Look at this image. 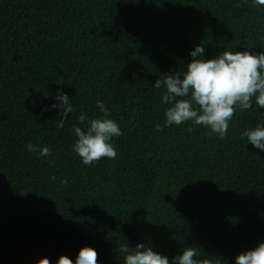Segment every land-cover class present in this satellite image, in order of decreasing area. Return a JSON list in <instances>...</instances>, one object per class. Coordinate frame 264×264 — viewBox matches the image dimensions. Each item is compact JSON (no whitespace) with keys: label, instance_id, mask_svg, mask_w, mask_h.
I'll use <instances>...</instances> for the list:
<instances>
[{"label":"trees","instance_id":"obj_1","mask_svg":"<svg viewBox=\"0 0 264 264\" xmlns=\"http://www.w3.org/2000/svg\"><path fill=\"white\" fill-rule=\"evenodd\" d=\"M258 34L264 8L253 0H0V264L75 261L84 246L101 264H123L121 249L142 242L233 264L264 242V151L241 139L264 108L237 111L219 140L200 126L164 127L170 105L153 87L184 71L195 45L206 59L261 51ZM60 91L74 107L63 128L58 110L43 111ZM98 100L123 135L115 160L84 166L73 126L83 127L81 110L102 115Z\"/></svg>","mask_w":264,"mask_h":264},{"label":"clouds","instance_id":"obj_2","mask_svg":"<svg viewBox=\"0 0 264 264\" xmlns=\"http://www.w3.org/2000/svg\"><path fill=\"white\" fill-rule=\"evenodd\" d=\"M253 6L264 8V0H253ZM257 39L264 42V34ZM246 48L243 51L227 49L213 58H205V45L197 44L190 50V62L184 71L165 72L157 79L153 87L163 90L161 104L170 105L164 112V127L187 125L191 132L194 126L208 130L219 140L229 134L230 121L237 111L264 108V50ZM44 99H49L48 95ZM53 103L43 108L44 112L58 110V127L63 128L69 114L74 111L69 95L57 92ZM102 115L89 118L83 110L78 116L81 126H73L76 137L72 145L73 152L84 166H91L102 158L115 160L118 156L114 138L123 132L119 123L110 118V110L102 101L96 102ZM157 130H161L157 125ZM241 139H246L253 148L264 151V121H257L254 127L245 128ZM245 145V146H246ZM27 151L40 157H49L52 152L46 145L29 143ZM50 179H55L51 177ZM123 264H216L215 261L202 258L198 247L185 246L180 253L169 257L156 251L150 243H137L134 247L125 246ZM36 264H51L43 257ZM56 264H101L98 251L94 247L79 249L75 261L61 255ZM233 264H264V242L238 254Z\"/></svg>","mask_w":264,"mask_h":264}]
</instances>
